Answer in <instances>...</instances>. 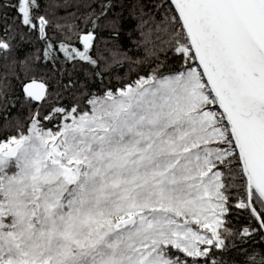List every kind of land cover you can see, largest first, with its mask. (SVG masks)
<instances>
[{
  "label": "snow or ice",
  "instance_id": "snow-or-ice-1",
  "mask_svg": "<svg viewBox=\"0 0 264 264\" xmlns=\"http://www.w3.org/2000/svg\"><path fill=\"white\" fill-rule=\"evenodd\" d=\"M0 264H264V0H0Z\"/></svg>",
  "mask_w": 264,
  "mask_h": 264
}]
</instances>
